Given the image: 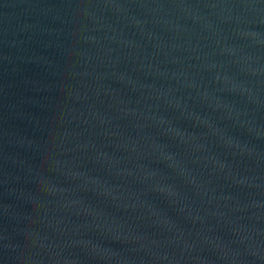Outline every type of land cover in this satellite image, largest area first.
<instances>
[{"label":"water","instance_id":"1","mask_svg":"<svg viewBox=\"0 0 264 264\" xmlns=\"http://www.w3.org/2000/svg\"><path fill=\"white\" fill-rule=\"evenodd\" d=\"M0 264H264V0H0Z\"/></svg>","mask_w":264,"mask_h":264}]
</instances>
